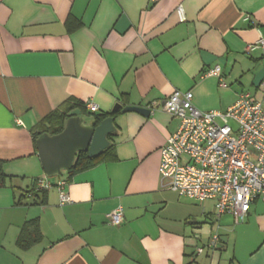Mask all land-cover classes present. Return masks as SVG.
<instances>
[{
	"label": "crops",
	"instance_id": "crops-1",
	"mask_svg": "<svg viewBox=\"0 0 264 264\" xmlns=\"http://www.w3.org/2000/svg\"><path fill=\"white\" fill-rule=\"evenodd\" d=\"M261 35L264 0H0V264H264L261 202L235 224L216 220L213 201L162 187L161 148L179 120L161 109L118 112L104 161L49 178L67 182L70 203L57 188L32 192L46 176L34 131L68 104L110 115L176 90L192 91L202 111H226L243 93L264 104V54L247 50ZM215 66L226 87L207 75ZM119 206L114 226L107 214ZM31 221L41 240L23 250Z\"/></svg>",
	"mask_w": 264,
	"mask_h": 264
},
{
	"label": "built area",
	"instance_id": "built-area-1",
	"mask_svg": "<svg viewBox=\"0 0 264 264\" xmlns=\"http://www.w3.org/2000/svg\"><path fill=\"white\" fill-rule=\"evenodd\" d=\"M177 12L183 20L182 6ZM247 50L264 54L263 36ZM221 71L215 66L207 75L220 78V86L226 87ZM193 98L192 91L176 90L161 104L147 106L151 113L161 109L179 120L177 131L161 148V185L200 203L213 201L217 221L228 214L235 224L244 223L253 203L264 206V104L243 93L226 111H202L194 106ZM86 109L91 113L100 110L93 102ZM37 186L57 188L60 205L70 203L66 181L54 184L45 176ZM107 218L111 225H120L124 208L119 206ZM218 238L211 240L209 248L217 246ZM203 251L197 249L198 254Z\"/></svg>",
	"mask_w": 264,
	"mask_h": 264
},
{
	"label": "water",
	"instance_id": "water-1",
	"mask_svg": "<svg viewBox=\"0 0 264 264\" xmlns=\"http://www.w3.org/2000/svg\"><path fill=\"white\" fill-rule=\"evenodd\" d=\"M138 112L149 116L151 111L138 106L124 107L117 103L112 113ZM116 131L114 118L104 119L98 126L87 123L80 109L69 113L63 131L56 135L44 133L35 140L42 168L47 177L70 171L78 153H87L89 158L99 157L110 147L108 136Z\"/></svg>",
	"mask_w": 264,
	"mask_h": 264
},
{
	"label": "trees",
	"instance_id": "trees-1",
	"mask_svg": "<svg viewBox=\"0 0 264 264\" xmlns=\"http://www.w3.org/2000/svg\"><path fill=\"white\" fill-rule=\"evenodd\" d=\"M77 109H80L82 111V114H87L86 105L79 104V103L68 104L66 107L52 112L50 115H48L44 120H42L38 124L37 128L34 131L35 140L44 133H47L49 135H56V134L61 133L63 129L65 128L66 121L69 118V113ZM116 114L117 113H111L110 115L108 114L97 115L96 113H94L92 123L95 126H98L104 119L108 117L114 118ZM115 134L116 132L108 136L109 141L112 143L110 144V147L107 150H105L99 157L89 158L87 153H84V152L78 153L74 167L70 171L63 172L61 175H57L54 177H61L62 175H65V174L72 176L79 172L86 171V170H89L97 166L99 163H101L107 158L109 151L113 148V140H114ZM2 166H3V163L0 161V187H3L6 185V176L3 172ZM38 180L39 179L35 181V188L32 190V192L49 191V190L39 189L37 186ZM40 240H41V235H40L37 221L27 222L23 226L22 232L19 236L18 246L23 250H28L32 245L39 242Z\"/></svg>",
	"mask_w": 264,
	"mask_h": 264
},
{
	"label": "rangeland",
	"instance_id": "rangeland-1",
	"mask_svg": "<svg viewBox=\"0 0 264 264\" xmlns=\"http://www.w3.org/2000/svg\"><path fill=\"white\" fill-rule=\"evenodd\" d=\"M84 116V118L88 121V117L87 116H85V115H83ZM48 178H50V179H53V178H55V177H48ZM207 205H209V206H211V203H206Z\"/></svg>",
	"mask_w": 264,
	"mask_h": 264
},
{
	"label": "flooded vegetation",
	"instance_id": "flooded-vegetation-1",
	"mask_svg": "<svg viewBox=\"0 0 264 264\" xmlns=\"http://www.w3.org/2000/svg\"><path fill=\"white\" fill-rule=\"evenodd\" d=\"M87 123H88V124H91V122H90V121H87Z\"/></svg>",
	"mask_w": 264,
	"mask_h": 264
}]
</instances>
